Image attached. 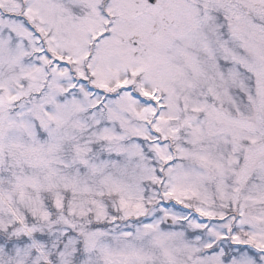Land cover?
<instances>
[{
  "label": "snow or ice",
  "instance_id": "snow-or-ice-1",
  "mask_svg": "<svg viewBox=\"0 0 264 264\" xmlns=\"http://www.w3.org/2000/svg\"><path fill=\"white\" fill-rule=\"evenodd\" d=\"M0 264H264V0H0Z\"/></svg>",
  "mask_w": 264,
  "mask_h": 264
}]
</instances>
